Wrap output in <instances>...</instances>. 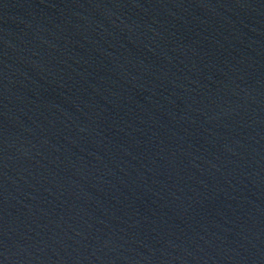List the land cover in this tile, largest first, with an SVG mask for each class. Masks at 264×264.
Wrapping results in <instances>:
<instances>
[{"label":"water","instance_id":"water-1","mask_svg":"<svg viewBox=\"0 0 264 264\" xmlns=\"http://www.w3.org/2000/svg\"><path fill=\"white\" fill-rule=\"evenodd\" d=\"M0 264H264V0H0Z\"/></svg>","mask_w":264,"mask_h":264}]
</instances>
